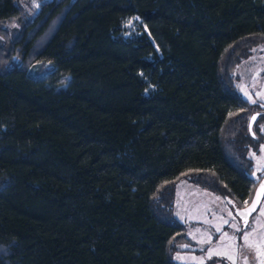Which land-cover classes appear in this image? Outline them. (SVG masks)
<instances>
[{
	"label": "trees",
	"instance_id": "obj_1",
	"mask_svg": "<svg viewBox=\"0 0 264 264\" xmlns=\"http://www.w3.org/2000/svg\"><path fill=\"white\" fill-rule=\"evenodd\" d=\"M24 1L0 0V264H174L180 182L250 203L234 73L264 0Z\"/></svg>",
	"mask_w": 264,
	"mask_h": 264
},
{
	"label": "rangeland",
	"instance_id": "obj_2",
	"mask_svg": "<svg viewBox=\"0 0 264 264\" xmlns=\"http://www.w3.org/2000/svg\"><path fill=\"white\" fill-rule=\"evenodd\" d=\"M46 1L52 0H25V11L36 13ZM139 25L140 20L137 18L126 20V35H131ZM249 52V57L243 58L238 64L234 78L238 93L248 101L251 114L263 111L255 125V132L262 142L258 151L250 150L248 153L254 165L252 177L259 183L264 177V44L252 47ZM48 68L49 64L36 63L30 74L44 78L48 75ZM248 204L249 202L243 207ZM262 210L264 198L250 223L244 227L234 206L226 198L205 190L196 183L180 182L175 201V217L185 226L190 242L182 245L181 250L173 256L174 264H262ZM245 235L247 240L243 239Z\"/></svg>",
	"mask_w": 264,
	"mask_h": 264
},
{
	"label": "water",
	"instance_id": "obj_3",
	"mask_svg": "<svg viewBox=\"0 0 264 264\" xmlns=\"http://www.w3.org/2000/svg\"><path fill=\"white\" fill-rule=\"evenodd\" d=\"M252 117H255V119L253 120ZM258 117H259V113L252 114V116L249 120V125H248L249 126V133L255 139L257 138V136L254 132V125H255ZM257 197H259V198L257 199ZM263 198H264V177L258 183L250 203L241 209H237L234 207L236 210L237 216L243 221L244 227H246L250 223L252 216L258 211V209H259V207L263 201ZM240 212H243L245 215L243 217L241 215H238V213H240Z\"/></svg>",
	"mask_w": 264,
	"mask_h": 264
},
{
	"label": "snow or ice",
	"instance_id": "obj_4",
	"mask_svg": "<svg viewBox=\"0 0 264 264\" xmlns=\"http://www.w3.org/2000/svg\"><path fill=\"white\" fill-rule=\"evenodd\" d=\"M252 119L254 120L255 119V117H252ZM259 197H257V199H258ZM247 203V201H245V204ZM261 214L262 215H264V210H262V212H261ZM238 215H241L242 217L245 215L243 212H240V213H238ZM238 231L240 230V229H237ZM243 239L244 240H247V235H245L244 237H243ZM262 264H264V262H262Z\"/></svg>",
	"mask_w": 264,
	"mask_h": 264
},
{
	"label": "flooded vegetation",
	"instance_id": "obj_5",
	"mask_svg": "<svg viewBox=\"0 0 264 264\" xmlns=\"http://www.w3.org/2000/svg\"><path fill=\"white\" fill-rule=\"evenodd\" d=\"M254 113H259V117H258V119L260 118V114H262L263 113V111H257V112H254ZM254 113H252V114H254ZM258 119H257V121H258ZM256 121V122H257ZM256 124V123H255ZM255 126V125H254Z\"/></svg>",
	"mask_w": 264,
	"mask_h": 264
}]
</instances>
